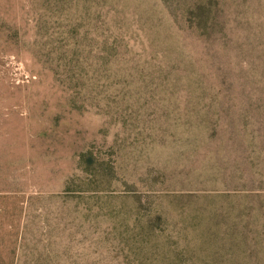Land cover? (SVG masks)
<instances>
[{"label": "rangeland", "instance_id": "rangeland-1", "mask_svg": "<svg viewBox=\"0 0 264 264\" xmlns=\"http://www.w3.org/2000/svg\"><path fill=\"white\" fill-rule=\"evenodd\" d=\"M0 264H264V0H0Z\"/></svg>", "mask_w": 264, "mask_h": 264}]
</instances>
